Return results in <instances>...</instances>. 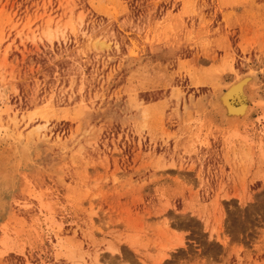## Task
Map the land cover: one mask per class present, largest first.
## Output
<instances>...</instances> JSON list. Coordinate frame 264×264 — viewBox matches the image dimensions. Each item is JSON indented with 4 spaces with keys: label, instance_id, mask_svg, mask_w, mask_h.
Returning a JSON list of instances; mask_svg holds the SVG:
<instances>
[{
    "label": "rangeland",
    "instance_id": "1",
    "mask_svg": "<svg viewBox=\"0 0 264 264\" xmlns=\"http://www.w3.org/2000/svg\"><path fill=\"white\" fill-rule=\"evenodd\" d=\"M78 262L264 264V0H0V264Z\"/></svg>",
    "mask_w": 264,
    "mask_h": 264
},
{
    "label": "bare ground",
    "instance_id": "2",
    "mask_svg": "<svg viewBox=\"0 0 264 264\" xmlns=\"http://www.w3.org/2000/svg\"><path fill=\"white\" fill-rule=\"evenodd\" d=\"M57 30H58L57 27L55 29H52L51 27L48 26L47 29L45 30V34L48 37H51L53 35L52 33L55 34ZM252 80H253L252 77L245 78L241 76L236 81L231 83L226 88V90L222 92V94L217 96V99L214 102L215 111H217V113L220 114L221 119L224 121V124L233 125L245 121V118L250 112V108L248 107V102L249 101L251 102L252 96L249 90V85L252 82ZM76 264H81V263L78 262Z\"/></svg>",
    "mask_w": 264,
    "mask_h": 264
}]
</instances>
